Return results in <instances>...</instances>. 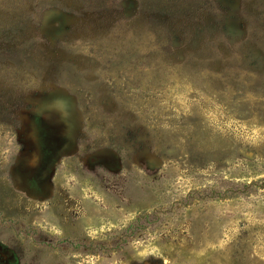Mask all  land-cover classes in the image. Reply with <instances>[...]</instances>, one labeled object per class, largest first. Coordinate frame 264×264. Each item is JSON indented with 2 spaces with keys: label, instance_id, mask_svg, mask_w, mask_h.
Returning <instances> with one entry per match:
<instances>
[{
  "label": "rangeland",
  "instance_id": "374dc122",
  "mask_svg": "<svg viewBox=\"0 0 264 264\" xmlns=\"http://www.w3.org/2000/svg\"><path fill=\"white\" fill-rule=\"evenodd\" d=\"M0 264H264V0H0Z\"/></svg>",
  "mask_w": 264,
  "mask_h": 264
}]
</instances>
